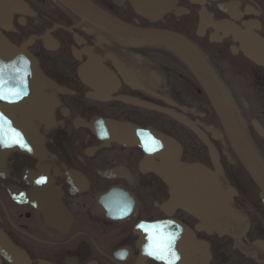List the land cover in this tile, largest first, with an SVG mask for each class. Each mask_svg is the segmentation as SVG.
<instances>
[{
	"label": "flooded vegetation",
	"instance_id": "obj_1",
	"mask_svg": "<svg viewBox=\"0 0 264 264\" xmlns=\"http://www.w3.org/2000/svg\"><path fill=\"white\" fill-rule=\"evenodd\" d=\"M87 1L184 39L264 168V0ZM0 91L10 137L0 142V264H165L145 251L152 229L141 225L157 222L188 229L190 241L174 236V264H264V190L170 50L56 0H0ZM148 132L174 139L183 163L214 177L203 220L171 206L166 182L141 164L137 134Z\"/></svg>",
	"mask_w": 264,
	"mask_h": 264
},
{
	"label": "water",
	"instance_id": "obj_2",
	"mask_svg": "<svg viewBox=\"0 0 264 264\" xmlns=\"http://www.w3.org/2000/svg\"><path fill=\"white\" fill-rule=\"evenodd\" d=\"M56 1L80 19L102 27L114 35L133 41L163 46L181 58L202 84L218 119L232 141L242 165L245 166L257 185L264 190V169L262 165L244 142L208 68L184 39L169 31L125 24L86 0ZM137 105L141 104L138 103ZM103 126L105 132H110L114 128V123L106 122ZM139 141L146 149L141 164L149 166L166 182L170 191V204L182 208L197 219H201L205 214V210L216 201L218 191L214 183V177L199 170L196 165L183 163L180 160V146L171 138L156 132H148L139 135ZM185 232H187V229Z\"/></svg>",
	"mask_w": 264,
	"mask_h": 264
},
{
	"label": "snow or ice",
	"instance_id": "obj_3",
	"mask_svg": "<svg viewBox=\"0 0 264 264\" xmlns=\"http://www.w3.org/2000/svg\"><path fill=\"white\" fill-rule=\"evenodd\" d=\"M0 98H7L2 91H0ZM5 123L6 121L0 116V142L7 143V140L10 139V137L6 136L4 132ZM13 142H20L18 133L15 134ZM141 227L144 226L141 225ZM145 230L147 231L148 229ZM173 240L174 236L164 235L156 230V226H152V231L149 236V244L146 246L145 251L154 258L165 261V264H174V260L177 257L172 249Z\"/></svg>",
	"mask_w": 264,
	"mask_h": 264
},
{
	"label": "bare ground",
	"instance_id": "obj_4",
	"mask_svg": "<svg viewBox=\"0 0 264 264\" xmlns=\"http://www.w3.org/2000/svg\"><path fill=\"white\" fill-rule=\"evenodd\" d=\"M87 1V0H86ZM90 3V2H89ZM63 8H64V10L68 13V12H70L71 14H73V15H75L74 13H72L69 9H67L66 7H64L62 4H60ZM75 16H77V15H75ZM78 17V16H77ZM135 27H137V26H135ZM172 33V32H171ZM155 45H157V44H155ZM163 47V46H162ZM165 48V47H164ZM248 147V146H247ZM263 167V166H262ZM264 169V168H263ZM244 215H242V214H240V216H239V219H241L242 217H243ZM229 222H230V220H229ZM232 222H234V221H232ZM229 224V223H228ZM241 230V226H240V221H239V223L237 224H235L234 225V231H236L235 233H237L238 231H240Z\"/></svg>",
	"mask_w": 264,
	"mask_h": 264
}]
</instances>
